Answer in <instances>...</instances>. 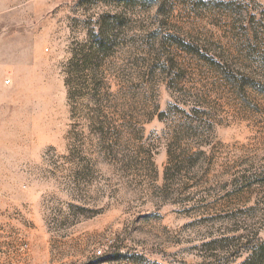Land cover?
<instances>
[{"label": "rangeland", "instance_id": "1", "mask_svg": "<svg viewBox=\"0 0 264 264\" xmlns=\"http://www.w3.org/2000/svg\"><path fill=\"white\" fill-rule=\"evenodd\" d=\"M0 264H264V0H0Z\"/></svg>", "mask_w": 264, "mask_h": 264}]
</instances>
